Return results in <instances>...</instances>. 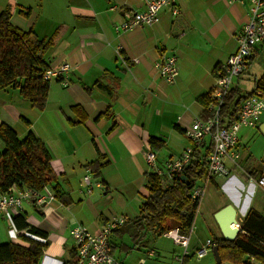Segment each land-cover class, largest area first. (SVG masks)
<instances>
[{"label":"crops","instance_id":"1","mask_svg":"<svg viewBox=\"0 0 264 264\" xmlns=\"http://www.w3.org/2000/svg\"><path fill=\"white\" fill-rule=\"evenodd\" d=\"M148 1L0 0V12L11 6L14 26L33 31L40 39L58 33L42 55L47 68L68 65L60 77L49 81L41 111L23 101L18 90L0 89V123L12 127L20 140L32 132L43 142L57 175L56 185L69 199L65 204L54 198L41 213L25 202L20 217L0 216V244L28 246L25 237L47 243L39 264L70 260L74 244L69 231L77 225L93 232L116 220L132 221L139 215L148 196L145 174L150 169L144 150L150 148V137L163 141L160 149L150 148L160 167L193 147L187 131L195 119L203 118L208 106L198 98L210 95L215 71L236 50L235 36L247 22L251 7L248 0H172L160 9L157 23L121 30L124 14L144 11ZM262 48L264 45L256 46L251 56H258ZM165 55L177 58L178 74L171 83L159 75L156 67ZM252 59L244 73L235 78L231 90L244 91L240 82ZM81 115L85 116L83 122L74 124ZM249 129L239 130V151ZM209 147L205 138L200 150L204 153ZM3 150L0 141V153ZM99 156L104 164L99 176L94 177L85 165ZM262 165L241 159L240 153L236 164H227V176H209L195 183L214 189L217 201L210 209L204 208L209 214L200 210L202 200L198 204L185 257L169 238L144 229L137 238L121 229L114 231L109 237L111 255L118 264H138L139 260L143 264H190L192 260L210 264L208 252L201 258L195 252L205 240L222 237L213 218L215 212L232 204L239 226L251 208L264 215V199L257 196V187L245 186L234 176V172L241 173L247 184V177H258ZM87 173L93 183L99 184L89 194L82 185ZM257 189L264 196V191ZM254 195L251 202L249 196ZM199 212L204 214V225L216 229L215 234L200 233V227H196ZM130 227L133 232L134 226ZM29 228L46 238L32 234Z\"/></svg>","mask_w":264,"mask_h":264},{"label":"trees","instance_id":"2","mask_svg":"<svg viewBox=\"0 0 264 264\" xmlns=\"http://www.w3.org/2000/svg\"><path fill=\"white\" fill-rule=\"evenodd\" d=\"M11 14V6H6L0 12V89L18 90L23 101L31 108L41 111L45 107L49 92V81L43 78L47 65L42 55L53 45L58 33L48 39H40L33 31L14 26L10 21ZM255 90L264 91V72L255 81L252 91L241 92L234 88L225 96L219 111L221 127H229L235 122L242 102ZM198 100L205 106L210 102L209 96H200ZM207 115L208 112H205L203 118ZM84 119L85 116L81 115L74 124L82 123ZM0 141L4 145V150L0 153V194L7 193L12 187L36 191L49 187L55 198L65 204L69 203L67 195L61 193L56 185L57 175L51 166L48 150L32 132H28L20 140L12 127L0 123ZM202 142L193 145L188 164L166 183L163 177L154 172L145 174L148 196L140 206L139 215L132 221H124L115 226L109 237L118 229L122 233L129 232L133 238H137L143 229L161 235L178 226L181 233L189 232L198 209V202L191 200L189 192L198 180L206 177L208 179L206 157L211 150V144L202 153ZM149 144L151 149L158 150L163 146V141L150 137ZM102 159L99 156L85 165L94 177L99 176L104 164ZM181 176H185L189 184L183 183ZM13 217H20V213ZM130 226H134L133 232L129 231ZM29 231L42 239L46 238L42 232L32 228ZM24 239L28 246L11 242L0 244V264H39L47 243L28 237ZM212 240L218 248L222 262L264 264V215L251 208L242 217L240 230L233 240L228 241L222 237ZM74 259L75 253L72 251L70 260L63 264H72Z\"/></svg>","mask_w":264,"mask_h":264},{"label":"built area","instance_id":"3","mask_svg":"<svg viewBox=\"0 0 264 264\" xmlns=\"http://www.w3.org/2000/svg\"><path fill=\"white\" fill-rule=\"evenodd\" d=\"M172 0H149L146 9L142 12L129 11L124 14L120 24L121 30H129L140 26H150L159 21V11L162 6L170 4ZM230 2H243L245 0H229ZM251 4L250 15L247 22L236 34L237 48L229 55L223 67L215 71V85L209 95L210 102L207 106L209 114L205 118H197L187 131V137L193 145L199 144L208 138L211 150L206 157L207 176H227V164H236L240 158L239 130L243 127L257 128L264 119V91L255 90L241 104V109L229 127H221L219 123L220 106L225 96L231 90L235 78L244 73L253 49L258 45H264V0H248ZM176 11H173V14ZM159 75L171 83L178 74L177 58L173 55L161 56L156 64ZM68 65L63 64L58 69L47 68L43 78L50 81L60 77L61 73L67 71ZM147 165L151 172L164 178L166 183L172 176L179 174L188 164L192 147L186 148L180 157L166 161L162 167L156 164L154 152L147 146L144 150ZM205 179V178H204ZM203 179V180H204ZM207 179V177H206ZM82 185L86 193H92L94 186L90 174L82 178ZM247 185L260 188L264 191V165L261 166L258 177H247ZM204 196V187L194 185L189 192L192 201L201 202ZM55 198L54 192L49 187L40 191L27 188L12 187L7 193L0 194V216H15L20 213L25 202L30 203L36 212L41 213L46 204ZM124 219L116 220L91 232L81 225L70 229L69 235L73 240L75 259L72 264H118L110 254L109 233ZM178 226L163 233L175 245L182 249V254H188L190 235L193 226L187 234L180 232ZM214 241L205 240L204 244L195 252L197 258L203 257L212 250ZM138 264H143L139 260ZM259 264V263H257Z\"/></svg>","mask_w":264,"mask_h":264},{"label":"rangeland","instance_id":"4","mask_svg":"<svg viewBox=\"0 0 264 264\" xmlns=\"http://www.w3.org/2000/svg\"><path fill=\"white\" fill-rule=\"evenodd\" d=\"M262 69H264V48H262L260 50V53L258 54V56H256L255 58L252 59L247 74L244 75V78L240 82V88L242 90H244L243 92L250 91L254 87V81H255V79H257L261 75ZM246 133H247V135H246L245 139L242 140V145H241V151H240L241 159H247V160L249 159V161L253 165H260V164L264 163V134L259 132L258 129H249L245 132V134ZM247 156H248V158H246ZM234 176L242 184H244L245 186L247 185L246 180L242 176L241 173L234 172ZM208 186L209 185H207L206 188H204V196L201 199L202 202L199 204L200 210H201V208H202V210L204 208L210 209V207H212V205L215 204L217 201V196L212 191L214 189H211V187L208 188ZM224 191H225V193L230 194L228 192V190L224 189ZM231 192L235 193L233 188H231ZM256 194L260 199H264V196L260 195V192L258 191L257 188H256ZM249 197H250V201L252 202L254 200L255 195L252 197L251 196H249ZM205 209H204L203 213L208 212V214H209L210 212L205 210ZM203 215H201L200 212L198 213L196 227L197 228H198V226L200 227L198 230L200 231L201 234H206L207 236H211V234H215L216 229L213 227L208 228L207 226L204 225L205 220H204ZM237 218H238V220H240L239 217H237ZM173 247L176 249L177 248L179 249V247H177V246L176 247L173 246ZM206 256H208V259L210 260V264H217L212 250H209ZM190 264H197V263H195V261L192 260ZM221 264H224V262ZM225 264H227V263H225Z\"/></svg>","mask_w":264,"mask_h":264},{"label":"water","instance_id":"5","mask_svg":"<svg viewBox=\"0 0 264 264\" xmlns=\"http://www.w3.org/2000/svg\"><path fill=\"white\" fill-rule=\"evenodd\" d=\"M259 131L264 134V122L259 127ZM181 181L185 184H189V181L185 176H181ZM213 218L220 230L222 238L231 241L235 238L240 230L239 220L237 218V210L232 204H228L214 213ZM212 252L217 263H220V257L217 246H213Z\"/></svg>","mask_w":264,"mask_h":264}]
</instances>
